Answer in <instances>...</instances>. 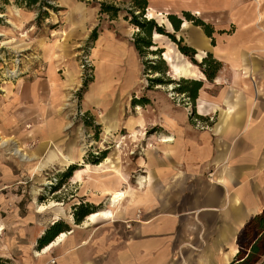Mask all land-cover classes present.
Instances as JSON below:
<instances>
[{"label":"crops","instance_id":"obj_1","mask_svg":"<svg viewBox=\"0 0 264 264\" xmlns=\"http://www.w3.org/2000/svg\"><path fill=\"white\" fill-rule=\"evenodd\" d=\"M148 1L147 17L157 18L169 32L175 30L164 13L182 15L183 11L214 28V43L201 27L188 20L177 32L183 33L197 51L198 61L210 53L222 63L217 77L204 83L196 101L199 106L195 115L205 120L206 127H197L184 112H166L162 137L174 140L157 142L155 148H148L145 156L136 163L132 161L129 167L133 177L139 171L146 173L145 187L135 190L123 207L124 201L121 203V209H115L114 221L104 223L97 219L77 229L89 221L92 213L106 209L101 206L110 197L108 190L122 189L127 182L119 174V179L113 181L97 172L91 175L93 179L85 181L81 195L73 196L71 203L73 215L81 204L89 206L91 213L81 221L75 220L76 227L52 220L40 227L35 238L38 246L55 223L62 227L60 233L69 234L64 244L55 246L47 255L37 258L29 248L25 249L33 262L51 264L50 258L55 257L54 264H230L239 251L240 233L264 211V0ZM165 39L164 34L154 32L153 41L156 48L164 49L162 58L173 78L207 80L199 66L177 49L176 43ZM97 41L103 72L101 80L97 72L96 83L107 89L108 96L112 93L107 86H111L113 93L117 86L126 90L130 83L121 79L125 80L128 71L137 68L138 52L133 42L114 29L101 33ZM178 70L181 76L176 74ZM207 85L219 88L220 94L207 93ZM16 106L15 100L0 108V123L4 127L17 123L10 108ZM30 106L34 108L28 110H39L35 104ZM6 110L10 112L4 113ZM36 121L34 118V124ZM116 126L106 125L105 133H113ZM14 133L18 134L17 129ZM44 134L53 137L57 133L48 127ZM55 155L62 161L58 153ZM66 156L75 160L67 164L75 167L65 175L70 182L85 169L76 162V156ZM116 159L107 156L98 167L110 171L106 167L114 165L120 171L116 165L120 158ZM85 163L88 170L99 165L88 160Z\"/></svg>","mask_w":264,"mask_h":264},{"label":"rangeland","instance_id":"obj_2","mask_svg":"<svg viewBox=\"0 0 264 264\" xmlns=\"http://www.w3.org/2000/svg\"><path fill=\"white\" fill-rule=\"evenodd\" d=\"M100 1L106 0H42L30 8L22 1L8 0L6 4L0 1V108L16 100L17 106L10 108L18 119L7 128L0 123L2 136L11 140L6 146L0 144V225L4 228L0 234V257L7 264L40 263L33 262L24 251L29 248L34 257H40L35 256L40 246L35 238L39 228L49 220L76 227L71 209L73 196L81 195L85 181L93 179L91 175L97 172L110 181L119 179L111 171L117 169L114 165L106 167L111 172L99 168L101 163L88 170L87 160L98 161L103 152L110 159L120 158L116 165L127 179L122 189L132 194L121 204L123 207L135 190L146 185V173L139 171L133 177L129 167L132 161L136 163L145 156L148 148H155L162 141L166 112H184L197 127H206L205 120L195 115L199 103H193L177 90L181 79L173 78L167 62H162L161 56L153 55L151 50L144 55L137 53V68L128 71L125 80L121 79L130 83L126 90L117 86L114 94L111 86H107L112 93L108 96L107 89L96 83L97 72L98 80L103 72L98 52L96 57L92 56L93 50L98 49L97 37L114 29L133 42L139 31L125 20V11L116 19L100 14ZM164 16L168 17L165 13ZM174 35L189 45L183 33ZM165 36V41L174 42ZM177 49L180 51L178 45ZM151 66L166 71L156 72ZM206 87L207 93L220 94L219 88ZM136 99L145 103L135 106ZM30 104L37 105L39 110H28ZM34 118L38 119L37 124ZM2 119L1 116V122ZM111 124L117 128L113 133L108 130L105 133L106 125ZM48 127L57 134L46 136ZM16 129L18 134L14 133ZM39 136H43L41 141ZM17 144L33 157L32 161L14 153ZM58 151L73 154L85 169L70 182L65 175L71 165L53 157ZM109 201L108 196L101 208H107ZM41 205L48 208L38 211ZM114 219L97 221L108 223ZM91 223L86 220L77 229ZM66 241L67 237L57 247ZM55 261V257L50 258L51 264ZM258 264H264V256Z\"/></svg>","mask_w":264,"mask_h":264},{"label":"trees","instance_id":"obj_3","mask_svg":"<svg viewBox=\"0 0 264 264\" xmlns=\"http://www.w3.org/2000/svg\"><path fill=\"white\" fill-rule=\"evenodd\" d=\"M0 1L4 4L8 3V0ZM20 1L25 3L29 8L35 6L39 2H42V0H17V2ZM98 5L100 8L99 13L107 14L111 19H116L122 12H126V15H124L125 20H128L132 25L139 29V31L135 34L133 41V44L139 54L144 55L146 51L151 50L153 55H159L162 58L164 50L156 48V44L153 41L154 32H158L170 36L179 46L180 51L194 64L200 67L208 81L212 82V80L217 77L218 72L222 67V63L219 60L214 58L212 54L208 53L203 61H197V51L193 47L184 44L183 38L177 39L176 35H174L181 30L184 20H188L193 23V25L201 27L205 34L213 39L214 43V28L210 23L205 22L200 17L189 11H183L182 15L169 13L168 19L171 21L175 30V32L170 33L165 30L164 26L159 25L155 18L147 17L146 12L149 8L148 0H106L100 1ZM160 60L165 63L163 58ZM151 67L156 72L166 71L154 66ZM203 87L204 80L182 78L179 82V88L177 90L182 94H186V97L194 103L197 101L199 92ZM144 103L145 102L141 101V99H136L135 106H141ZM103 153L102 158L98 159V161L88 160V162L99 164L107 157L106 152ZM74 169L75 167L71 165L67 174H71ZM90 213L89 206L86 207L85 204H81L76 207L74 215L77 221H81L84 216H87ZM61 231L62 227H59V224L55 223L49 232L41 238V248L53 241ZM237 244L239 246L238 254L235 260H233L230 264H258L260 262L261 258L264 256V211L253 217L248 222L240 233ZM5 263L7 264V262L0 257V264Z\"/></svg>","mask_w":264,"mask_h":264},{"label":"bare ground","instance_id":"obj_4","mask_svg":"<svg viewBox=\"0 0 264 264\" xmlns=\"http://www.w3.org/2000/svg\"><path fill=\"white\" fill-rule=\"evenodd\" d=\"M64 35L66 36L67 33H65ZM97 52H98V49L95 48V50H93V55H92L93 58L97 56ZM176 72H177L176 73L177 75L181 76V74H182L181 71L178 70ZM15 74H16V72H15ZM172 87H173V85H172ZM138 109H141V108L139 107ZM173 140H174L173 138L165 137V138L162 139V142H168V141L172 142ZM10 141H11L10 138H6V137L2 136V134L0 132V144L2 146H6L8 143H10ZM14 153L17 154V155H20L23 158V160H25V161H32V159H33V157H31L27 153H25L24 149L18 144L14 148ZM58 153H59L62 161L64 160L67 163H70L71 161L75 162V160H70L65 154H63V153H61L59 151H58ZM83 153H84V149H82L80 151V159H81V155ZM53 157L54 158L56 157L55 153H53ZM86 167L89 168L88 165H86ZM111 171L122 176V174H120V171L118 169H113ZM123 180L125 181L124 178H123ZM107 193L110 195L109 206L106 209H101L99 211H96V212L92 213L89 216V220L94 221V220H97L99 218H104V219H112V218H114L115 217V209L119 208L121 203L126 199V197L129 195L130 192L128 191V189H118L116 191L108 190ZM47 208L48 207H46L45 205H41L40 209L38 211L42 212V211H45ZM3 229L4 228L0 226V234L2 233ZM68 234H69L68 232L67 233L66 232L61 233L57 237V239H55L49 245L44 247L43 250H39L37 252V255L38 256L47 255L52 250V248H54L55 246L59 245L62 241H64L65 238L68 236ZM52 263H55V262H52Z\"/></svg>","mask_w":264,"mask_h":264},{"label":"water","instance_id":"obj_5","mask_svg":"<svg viewBox=\"0 0 264 264\" xmlns=\"http://www.w3.org/2000/svg\"><path fill=\"white\" fill-rule=\"evenodd\" d=\"M177 38H178V39H181L182 37L178 36ZM196 59H197V58H196Z\"/></svg>","mask_w":264,"mask_h":264},{"label":"built area","instance_id":"obj_6","mask_svg":"<svg viewBox=\"0 0 264 264\" xmlns=\"http://www.w3.org/2000/svg\"><path fill=\"white\" fill-rule=\"evenodd\" d=\"M140 214V211H139V213H138V215Z\"/></svg>","mask_w":264,"mask_h":264}]
</instances>
